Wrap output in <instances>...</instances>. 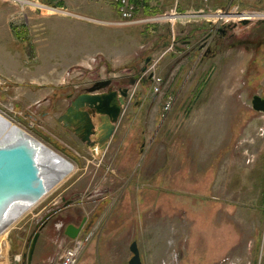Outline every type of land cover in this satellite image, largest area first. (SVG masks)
<instances>
[{
    "label": "rangeland",
    "instance_id": "obj_1",
    "mask_svg": "<svg viewBox=\"0 0 264 264\" xmlns=\"http://www.w3.org/2000/svg\"><path fill=\"white\" fill-rule=\"evenodd\" d=\"M202 3L154 0L158 10L178 11L166 13L176 16V39L155 48L144 44L147 32L165 21L126 32L108 22L110 0L75 1L79 16L59 10L64 0H0V114L74 166L0 234V264H61L74 248L75 264H127L134 241L142 264H209L221 240L217 264H236L233 242L224 246L232 231L242 263L253 260L254 235L263 234L264 248V113L251 104L264 99V0ZM234 8L245 16L231 18L246 24L217 18ZM195 25L207 29L192 40ZM165 26L153 31L166 34ZM182 29L190 54L177 51ZM151 74L162 80L158 93ZM107 79L133 87L107 151L93 155L57 119L67 96ZM217 215L224 222L215 228ZM83 219L85 233L64 236L66 224ZM217 228L223 237L214 238Z\"/></svg>",
    "mask_w": 264,
    "mask_h": 264
},
{
    "label": "water",
    "instance_id": "obj_2",
    "mask_svg": "<svg viewBox=\"0 0 264 264\" xmlns=\"http://www.w3.org/2000/svg\"><path fill=\"white\" fill-rule=\"evenodd\" d=\"M246 23L247 20L242 22ZM145 71L146 68L142 70ZM151 77L150 75L149 78ZM114 83L112 79L95 82L74 97L66 113L58 119L66 128L80 135L82 142L93 149V155H98L96 151L99 154L107 151L127 104L130 88L133 87L132 82L128 86L115 89ZM251 104L254 111L264 113V99L254 96ZM15 132L18 130L15 129ZM73 169V164L58 153H42L16 139L0 140V224L13 207L27 210L37 204ZM81 227L68 225L66 236L76 239L80 235ZM38 236L36 234L32 241L29 263ZM129 250L131 258L128 264H142L135 242L130 245Z\"/></svg>",
    "mask_w": 264,
    "mask_h": 264
},
{
    "label": "crops",
    "instance_id": "obj_3",
    "mask_svg": "<svg viewBox=\"0 0 264 264\" xmlns=\"http://www.w3.org/2000/svg\"><path fill=\"white\" fill-rule=\"evenodd\" d=\"M38 1H40V0H38ZM65 1V4H61V5H59V6H61V9H59V10H63V11H65V12H67L68 14H70V15H86L85 13H83V12H80V11H77V10H79V9H77L76 7H74L73 6V4H74V2L75 1H77V0H64ZM111 1V3H112V5H113V7H112V10H111V12L109 13V16H108V22H110V23H116L118 20H120V17H119V13H118V6H117V0H110ZM203 1V0H202ZM129 2L131 3V4H133L134 6H135V8H136V11H135V14H134V17L136 18V19H144V18H149V17H152L153 15H164V14H166V13H168V12H172L173 10H158V7H156V6H154V0H129ZM208 2H209V0L206 2V3H202V7H208ZM50 12H54V11H52V10H49ZM177 10H174L173 12H176ZM198 12V11H201V10H186V11H184V14H196V13H193V12ZM178 12V11H177ZM186 12H190V13H186ZM201 13V12H200ZM90 18V17H89ZM74 19V18H73ZM85 23V22H84ZM195 24H197V23H195ZM153 25H155V26H152V27H149L150 29L148 30V32H147V37H149V38H147V42L145 43L144 42V44H146L147 46H155V48L158 46V44H159V40H163V39H169V38H172L173 40L174 39H176L175 37V32H176V25L175 24H173V22L172 21H165L164 22V24L163 25H166L165 27H166V31H165V33L166 34H164V33H161V32H159V31H157V33H156V31H153V28L155 29V28H161L163 25H161V26H159L158 24L156 25V24H153ZM141 27H145L144 29H146L147 27L146 26H144V25H131V26H122V28L121 29H126V30H124V31H128L127 29H141ZM206 29L207 28H205V27H203V26H198L197 27V25H195L193 28H191L189 31V34L191 35V34H194L193 36V38H192V40H194V39H196L197 37H199V35H201V33L202 32H205L206 31ZM188 33V32H187ZM187 33H186V29H182V31H180V34L182 35V39H183V42H182V46H184L181 50H177V51H186V50H188L189 51V54L191 53V48L193 49V44L191 43V40H189L190 39V37L189 36H187ZM146 34V33H145ZM154 36V37H153ZM187 36V37H186ZM126 37V36H125ZM150 38L151 39H153L154 41H155V39H156V41H155V43L153 44V42H151L150 41ZM158 41V42H157ZM190 41V42H189ZM168 44H164L163 45V47H168L167 46ZM149 49V51L152 53L153 52V50H151L150 48H148ZM148 51V52H149ZM198 51L196 50V51H193L192 50V54H196ZM206 57H207V54L205 55ZM124 64H126V63H124ZM125 66H127V65H125ZM88 147V146H87ZM89 148V150L92 152V153H94L93 152V149L91 148V147H88ZM97 150V149H96ZM96 152H98V151H96ZM99 154V153H98ZM263 202H264V200H263ZM68 205V204H67ZM217 212H218V210H216ZM73 214V213H72ZM74 216V215H73ZM215 219V220H214ZM86 219H83L82 221H81V223L83 224L84 223V227H83V230H82V232H84L85 233V231L88 229V227H89V225L86 223L87 222V220L85 221ZM224 221L222 220V218L221 217H218V215L217 216H215L214 218H213V220H212V224L214 225V227L216 228V226H218V224H222ZM65 223V217H59L58 218V220H55V222H54V225H53V227H56L57 229H59V228H61V227H63V224ZM80 223V224H81ZM68 225H75V226H79V224H75V223H70V224H68ZM67 224L65 225V227H64V236L65 237H67L66 235H65V229H66V227L68 226ZM212 225V226H213ZM224 231H225V229H224ZM81 232V233H82ZM239 233V232H238ZM236 234L235 232H233L232 231V235H231V237L226 241V243L227 244H224V246H227V245H229L230 244V241L231 242H233L232 244H233V246H231V248L230 249H233L234 247L236 248L235 249V251L233 250V255H234V257H233V262L234 263H236V264H244V263H242L243 261V254L244 253H242L241 252V254L239 253V251H240V249H238V246H237V244H238V242H239V236H237V235H239V234ZM228 234V233H227ZM218 235L220 236V237H223L224 235L218 230V228H217V231L215 232V235H214V238H218ZM257 235H259V236H253V241H254V249H253V260L251 261V264H259L258 263V261H259V259H258V257H257V255H259V253H261L262 252V250H263V253H262V259H261V263L260 264H264V248L262 247V248H260V246H259V248H258V245H260V243H259V241H260V238L262 237V235H261V237H260V233H258ZM205 239H206V237H205ZM218 240V239H217ZM135 242V241H134ZM221 242V253L219 252V251H214V250H218V247H217V245L214 247V249L210 252V257H208L209 259H211L210 260V263L209 264H217V262L219 263L221 260H223L222 258H224V255L226 254V252H223L222 250H223V241L221 240L220 241ZM133 243V242H132ZM131 243V244H132ZM136 243V242H135ZM130 244V245H131ZM136 245H137V243H136ZM129 248H130V246H129ZM129 248H128V250H129ZM208 248V247H207ZM261 251V252H260ZM129 252H130V250H129ZM192 253V252H191ZM204 253H206L207 254V252H204L203 251V256H207L206 254H204ZM189 255V254H188ZM192 255L193 254H191L190 255V257H191V262H192ZM195 257H193V259H194ZM202 259V258H201ZM129 261V260H128ZM206 261H207V259H206ZM127 264H128V262H127ZM190 264H192V263H190Z\"/></svg>",
    "mask_w": 264,
    "mask_h": 264
},
{
    "label": "bare ground",
    "instance_id": "obj_4",
    "mask_svg": "<svg viewBox=\"0 0 264 264\" xmlns=\"http://www.w3.org/2000/svg\"><path fill=\"white\" fill-rule=\"evenodd\" d=\"M25 3H27V2H25ZM48 9H50V8H48ZM50 10H52V9H50ZM52 11L55 12V10H52ZM216 15H218V14H216ZM223 16L224 17L230 16L228 19L227 18L223 19L225 21L230 20L231 22H236L237 19H232L231 16L243 17L245 15L241 14L240 12H238L236 10L235 11L231 10L230 12L225 13L224 15L219 14L217 16V18H223ZM174 17H176V16H174ZM210 21H214V14H212ZM15 129L18 130L17 133L15 132ZM2 139H8V140L16 139L18 141H21V142L27 144L31 148H35L36 150L41 151L42 153L43 152H45V153L49 152L52 154L54 152L53 150H51L50 148H48L44 144H42L40 141L31 138L24 131L13 126L3 115L0 114V140H2ZM54 153L56 154V152H54ZM25 211L26 210L19 209L17 207H13V209H11V211L6 216L3 217V220L0 224V234L6 228H8L10 225H12L23 213H25Z\"/></svg>",
    "mask_w": 264,
    "mask_h": 264
},
{
    "label": "built area",
    "instance_id": "obj_5",
    "mask_svg": "<svg viewBox=\"0 0 264 264\" xmlns=\"http://www.w3.org/2000/svg\"><path fill=\"white\" fill-rule=\"evenodd\" d=\"M203 2L206 3L207 0H203ZM117 6H118L119 17H120L118 25L120 26H131V25H142V24H147V23H156L159 20L169 21L170 16H174L172 14L171 15L165 14L163 16H158V17L136 19L134 17L136 8L133 4L129 2V0H117ZM231 10L237 11L236 8L231 9ZM218 14H222V12ZM236 21L243 22L244 20L237 19ZM152 79H153V85H154L153 90L155 93H158L159 87L162 85V80L160 78H155L153 75H152ZM169 106H170V103H167L165 105V109H168ZM79 251H80V248H74V249L68 250L61 264H75L76 259L78 258V255H79Z\"/></svg>",
    "mask_w": 264,
    "mask_h": 264
},
{
    "label": "flooded vegetation",
    "instance_id": "obj_6",
    "mask_svg": "<svg viewBox=\"0 0 264 264\" xmlns=\"http://www.w3.org/2000/svg\"><path fill=\"white\" fill-rule=\"evenodd\" d=\"M95 82H97V81H93V82L90 84L89 87L93 86V85L95 84ZM89 87H88V88H89ZM114 88H115V89H119V88H123V87L119 86V82H118V83H116V85H115V83H114ZM86 89H87V88L82 89V91H78V92H76V93H74V94H71V95L67 96L66 108H65V110L62 112V114L59 116V118H60L62 115H64V114L66 113L67 109H68V108L70 107V105H71V102H72L73 98L76 97L79 93L83 92V91L86 90ZM59 118H58V119H59ZM58 119H57V121H58ZM58 122H59V121H58ZM59 123H60L61 127L66 131V133L69 134L70 136H72V139H73L74 142H76V143H78V144H80V145L82 144V145L86 146V143L82 142L80 135H77L74 131L69 130L68 128H66L63 122H59ZM76 196H77V195H76ZM73 200H75V198H73L72 200H70V201H69L70 203L68 202L67 204H68V205L72 204L71 202H73ZM74 203H75V202H74ZM73 213H74L75 216H79V212H78V211H75V212H73ZM56 220H58V218H57ZM85 221H86V220H85ZM74 226H75V225H74ZM80 226H82V227H81V232H82L83 227H84V223H83V224H79V226H76V227H80ZM66 228H67V227H66ZM65 232H66V229H65ZM81 232H80V233H81ZM65 235H66V234H65Z\"/></svg>",
    "mask_w": 264,
    "mask_h": 264
}]
</instances>
